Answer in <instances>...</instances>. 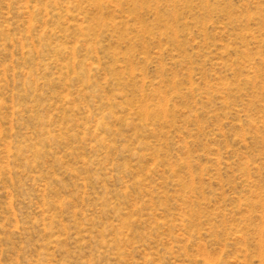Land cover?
Segmentation results:
<instances>
[{"label": "rangeland", "instance_id": "rangeland-1", "mask_svg": "<svg viewBox=\"0 0 264 264\" xmlns=\"http://www.w3.org/2000/svg\"><path fill=\"white\" fill-rule=\"evenodd\" d=\"M0 264H264V0H0Z\"/></svg>", "mask_w": 264, "mask_h": 264}]
</instances>
